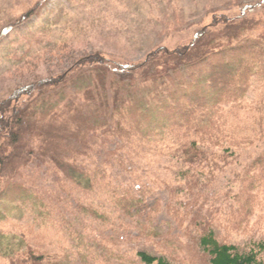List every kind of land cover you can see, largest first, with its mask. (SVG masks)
I'll return each instance as SVG.
<instances>
[{
  "label": "trees",
  "instance_id": "16d2710c",
  "mask_svg": "<svg viewBox=\"0 0 264 264\" xmlns=\"http://www.w3.org/2000/svg\"><path fill=\"white\" fill-rule=\"evenodd\" d=\"M41 1L2 34L28 22ZM259 7L264 0L240 5L233 16L212 10L209 23L188 43L157 44L138 61L89 53L2 100L0 264H113L94 246L97 240L107 242L109 256H121L122 241L136 244L120 264H176L172 253L184 245L181 236L160 235L155 223L162 210L155 189L161 186L168 191L166 211L175 226L184 224L176 207L180 192L193 206L189 224L199 231L186 229L202 264H264V237L243 243L222 238L209 216L202 217L207 214L195 197L231 162L235 149L264 137V114L250 122L221 107L245 91L256 68L264 77V28L261 36L247 34L264 27L249 16ZM150 165L173 167L178 186L150 173ZM260 165L264 171V161ZM64 193L75 203L78 223L87 221V243L67 224V240L77 243L69 245L73 257L53 241L58 233L47 234L60 222L53 199L63 201ZM244 200L251 205L248 214L254 196L247 193ZM23 209L35 213L38 229L14 219ZM57 245L61 251L53 253Z\"/></svg>",
  "mask_w": 264,
  "mask_h": 264
},
{
  "label": "rangeland",
  "instance_id": "374dc122",
  "mask_svg": "<svg viewBox=\"0 0 264 264\" xmlns=\"http://www.w3.org/2000/svg\"><path fill=\"white\" fill-rule=\"evenodd\" d=\"M38 1L0 0V102L18 87L65 71L78 58L95 51H102L117 60L138 61L157 44L171 48L188 43L195 31L209 23L212 10L224 11L233 16L238 13L240 5L260 0H42L38 13L28 22L16 26L6 35L2 34L6 26L20 21ZM249 16L264 21V8L259 7ZM45 20L49 24L43 30L40 25ZM263 28L250 30L247 34L261 36ZM236 96V100L222 103V109H231L239 118L250 122L264 114V77L261 70L256 68L248 87ZM263 154L264 137L245 148L235 149V154L229 156L231 162L222 171H216L214 181L203 188V194L201 192L195 196L196 205L201 206L202 212L207 214L202 217L209 216L219 229L220 236L228 241L243 243L250 242L254 239L252 237H264V171L260 165L264 161ZM159 162L162 165L169 164L164 159ZM148 167L150 173H157L170 183L174 184L179 179L173 167ZM201 178L205 181L204 174ZM247 193L254 196L253 210L248 214L251 205H244ZM64 194L63 201L53 199L57 202L55 207L60 221L57 225L59 230L50 228L47 234L55 236L58 233L53 241L64 248L63 252L73 257L75 254L69 245L75 246L77 243L72 238L67 240V224L73 223L81 231L83 243H87L83 232L87 221L78 223L75 203L68 194ZM155 194L162 203V210L155 219L158 229L163 230L160 235L169 239H178L180 235L179 241L184 243L172 253L176 264H202V260L191 249L193 244L190 235H195L199 228L189 224L193 206L185 202L188 200L184 192H180L182 202L176 206L184 216V224L179 227L175 226L166 211L168 191L161 186L155 189ZM45 203H49V198H45ZM213 206L218 208L211 209ZM29 208H32L31 204ZM209 210L212 215L208 214ZM24 211L23 215L14 219L23 228L32 225L33 230L38 229L39 220L34 219L35 213ZM93 228H96L95 224ZM151 241L153 238L147 243ZM96 242L94 246L113 264H120L121 259L124 261L121 257L132 254L130 247L136 246L122 241L118 245L121 256L116 253L109 256L103 248L107 242ZM60 246L53 248L52 252H60Z\"/></svg>",
  "mask_w": 264,
  "mask_h": 264
}]
</instances>
